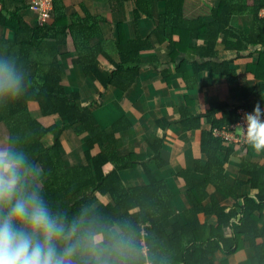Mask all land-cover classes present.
<instances>
[{"label":"crops","instance_id":"1","mask_svg":"<svg viewBox=\"0 0 264 264\" xmlns=\"http://www.w3.org/2000/svg\"><path fill=\"white\" fill-rule=\"evenodd\" d=\"M31 1L0 0V53H7L18 39L15 28L3 21L18 16L31 29L44 23L60 27L58 38H39L34 49L39 45L47 49L49 43L55 46L57 60L64 70L62 83L66 92L78 93L77 103L89 107L100 128L118 140L113 154L122 161L105 164V173L120 167L125 188L149 191L146 202L169 214L172 225L167 232L169 236L175 235L178 243L184 241L181 235L195 237V232L188 228L191 220L219 231L223 226L225 236H232L234 226L224 223L217 203L227 212L235 209L237 215L232 220L239 222L245 196H252L263 204L253 211L257 220V226L250 228L254 241L243 234L241 247L227 253L224 241L219 242L221 236L208 231L204 235L212 240L197 242L199 257L202 264H264V199L258 197L260 188L264 189V151H255L250 144L231 145L215 133V128L236 124L238 110L242 107L254 109L259 104L264 111L261 39L257 37L258 41L236 50L227 47L221 34L215 51L209 53V40L192 37L174 59L171 38L163 37L157 30L168 13L166 0H151L152 16L142 13L136 21L135 0H114L116 8L110 0H55L56 10L44 23L40 22L39 14L31 10ZM222 1L185 0L183 13L188 20L201 18L210 24L215 21L214 11ZM261 1L264 0H244L249 8L233 15L231 25L247 36L260 32L264 7L259 9L258 21L253 8L261 5ZM56 20H59L58 26ZM166 32L174 34V41L181 40L180 35L175 34L174 25L168 24ZM120 41H137L139 45L144 41L146 46L140 51L139 74L127 90L103 85L79 61L84 58L108 79L116 63L121 61ZM36 50L25 60L51 58L47 51L39 54ZM221 63H229V67L224 66V69ZM45 78L43 74L39 80ZM28 106L30 117L48 129L46 137L49 139L53 134L56 137L54 142L49 139V144H54L57 138L62 142L64 164H86L88 135L75 133L74 128L66 129V117L44 116L37 102L31 101ZM10 135L8 127L0 126V144L7 142ZM99 151L97 147L95 154ZM210 153L215 156L210 157ZM211 158L217 159L212 165L209 164ZM153 179L157 182L152 187ZM193 180H196L194 193L202 201L196 212L189 183ZM253 181L259 187H255ZM235 195L241 196L238 202ZM97 196V203L112 199L109 193L97 192ZM179 223L186 228L187 236L183 229L174 232L173 224Z\"/></svg>","mask_w":264,"mask_h":264},{"label":"trees","instance_id":"2","mask_svg":"<svg viewBox=\"0 0 264 264\" xmlns=\"http://www.w3.org/2000/svg\"><path fill=\"white\" fill-rule=\"evenodd\" d=\"M115 1L110 0L113 8H116ZM166 2L168 4V13L162 18L163 26L161 25L162 27L160 26L157 30L163 37L171 38L170 47L174 59L179 56L180 52L186 47L184 46L186 42L192 37L209 40L210 45L207 48L209 53L213 50L215 51L221 34L224 35L227 47L230 49L241 50L246 48L245 45L258 41L255 39L257 37L261 39V43L264 45V24L260 25L262 30L252 36L245 35L241 30L231 25L233 15L244 12L249 8L245 5L244 0H223L214 11L215 21L210 24L204 23L201 18L188 20L183 13L185 0H166ZM135 5V21L142 13L149 17L152 16L151 0H135ZM263 7L264 1H261V5L253 8V12H256L255 17H258L259 9ZM54 9L51 17L56 10ZM258 20L259 17L257 18ZM3 22L7 26L14 27L17 31V42L7 50V54L17 57L18 63L22 65L26 72L29 86L20 99L9 103L6 107H0V126L8 127L11 132L8 140L18 138L19 147L27 154L30 161L34 165L39 164L41 166L43 171V195L53 208H60L71 216L77 213L85 204H96L98 205L96 210L109 220L127 219L131 221L137 232L145 238L146 243L169 256L172 264H200V249H198L200 245L197 242L202 239L212 240V238H206L204 235L208 231L212 235L221 236L219 242L222 243L224 241V250L227 253L237 251L241 247L244 240L242 238L243 234L248 236L247 239H253L254 241L250 228L257 226V220L253 216V211L255 208L260 209L263 204L258 203L252 196H245V205L242 207L243 216L239 222L232 220L237 215L235 209H230L227 212L224 206L219 205V202L217 203V207L220 206L222 211L220 214L224 215V223H232L234 226V233L230 237L225 236L223 226H220L219 231V229H210L208 225H202L198 222H193V220L188 224V228L190 229L191 227L192 231L195 232V237L189 238L185 231L186 228L182 227L180 223L173 224L174 232L179 233L183 229L187 236L185 238L181 235L184 241L178 243L175 240V235L169 236L167 228L172 225L168 217L169 214L167 215L163 208L157 205V207H150V203L146 202L149 191L125 188L119 173L120 167L113 169L109 173H105L103 170V166L107 163H121L122 159L113 154L119 145L118 140L114 135H108L100 128L89 107H81L77 103L79 99L78 93L68 94L66 92L62 83L64 70L57 60L55 46L49 43L47 49L40 45L37 50L34 49L39 38H58L59 20H56L58 28L49 27L44 23L36 29H31L18 16ZM261 23H264V21H261ZM168 24L174 25L175 34L180 35V41H174L173 33L167 34L166 28ZM24 34L27 35L26 38H24ZM120 42L122 43H118V51L121 61L116 63V69L108 79L98 69L91 67V63H88L84 58L79 59V61L84 69L87 72H92L103 85L108 86L111 84L122 90H127L135 83L139 74L141 66L140 51L146 46L143 45L144 41H142V45H139L140 42L138 43L137 41ZM122 44L124 45L123 47H121ZM34 50L39 52V54H45L44 52L47 51L51 58L48 60L44 59V61L41 59L25 60V57L28 58L29 53L33 54ZM262 55L264 57V51ZM224 66L229 67V63H221V67L224 68ZM42 74H46V78L39 80L43 76ZM31 101L37 102L44 116L66 117L68 119V123L65 126L66 129L74 128L75 133L88 135V149L85 151L86 164L66 166L62 159V142L59 138L50 147L43 143V137L48 133V129L30 117L28 105ZM97 147L100 151L95 154ZM212 156H215V153L210 155V157ZM215 161H217L216 158H211L209 164L212 165ZM194 181L196 180L189 181V183L190 191L195 200L196 208L194 212H196L199 209V203L202 201L194 193ZM156 182L153 179L152 187ZM220 184L218 182V185ZM252 184L256 185L255 187H259L254 181ZM220 189L222 190L223 188ZM263 190L261 187L258 196L262 200L264 199ZM97 192L101 194L109 193L112 195V199L107 202L97 203L99 199ZM239 197L241 196L235 195L237 202ZM210 206L213 208V205ZM191 240H193V244H191Z\"/></svg>","mask_w":264,"mask_h":264},{"label":"clouds","instance_id":"3","mask_svg":"<svg viewBox=\"0 0 264 264\" xmlns=\"http://www.w3.org/2000/svg\"><path fill=\"white\" fill-rule=\"evenodd\" d=\"M29 82L14 55L0 53V107L20 99ZM245 136L264 151V111L257 104L245 116ZM43 171L19 147L0 144V264H172L149 246L131 221L109 220L96 204L69 214L43 195Z\"/></svg>","mask_w":264,"mask_h":264},{"label":"built area","instance_id":"4","mask_svg":"<svg viewBox=\"0 0 264 264\" xmlns=\"http://www.w3.org/2000/svg\"><path fill=\"white\" fill-rule=\"evenodd\" d=\"M30 8L39 14L40 22L44 23L51 17L54 9V0H32ZM253 110L245 107L240 108L238 110L239 119L237 123L223 129L215 128L216 135L223 137L231 145L244 146L249 144L245 136V116L247 113H252Z\"/></svg>","mask_w":264,"mask_h":264},{"label":"rangeland","instance_id":"5","mask_svg":"<svg viewBox=\"0 0 264 264\" xmlns=\"http://www.w3.org/2000/svg\"><path fill=\"white\" fill-rule=\"evenodd\" d=\"M43 75V74H42ZM56 137H54V134H53V136H51V137H49V139L52 141L53 140V142H54V139H55ZM49 139L45 136L44 138H43V143L46 145V146H51L52 144H53V142H52V144L50 145L49 144ZM48 144V145H47ZM42 183H43V181H42Z\"/></svg>","mask_w":264,"mask_h":264}]
</instances>
